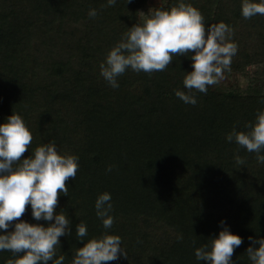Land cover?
<instances>
[{"label":"trees","instance_id":"obj_1","mask_svg":"<svg viewBox=\"0 0 264 264\" xmlns=\"http://www.w3.org/2000/svg\"><path fill=\"white\" fill-rule=\"evenodd\" d=\"M188 2L201 11L206 27L222 21L232 28L238 52L225 75L264 64V15L245 19L241 0ZM105 4L0 0V123L13 112L23 117L33 134L24 157L49 141L60 153L79 156L76 179L66 181L68 195H59L56 206L72 228L60 237L57 257L71 264L78 247L106 231L95 201L109 192L114 224L107 231L121 236L128 256L105 264H208L196 259L195 249L218 236L222 220L243 238L232 259L252 264L248 238L264 237V165L226 137L233 127L247 131L264 110V92L218 81L207 93L193 90L195 105L185 103L175 91L188 92V56L151 74L128 69L118 77L119 87H111L100 64L128 27L142 23L141 10L150 3ZM92 8L95 18L88 14ZM237 154L244 166L236 163ZM19 219L47 223L33 219L30 205ZM81 221L88 228L85 241L76 237ZM8 259L16 256L0 251V264Z\"/></svg>","mask_w":264,"mask_h":264},{"label":"clouds","instance_id":"obj_2","mask_svg":"<svg viewBox=\"0 0 264 264\" xmlns=\"http://www.w3.org/2000/svg\"><path fill=\"white\" fill-rule=\"evenodd\" d=\"M116 3L117 0H106L103 7ZM88 14L95 18L98 11L92 8ZM241 15L245 19L264 15V0H241ZM237 52L233 30L227 23L221 21L206 27L197 7L188 0H175L171 7L150 10L142 23L128 27L101 62L100 75L111 87L118 88V77L128 69L151 74L164 71L174 57L188 56L192 71H185L183 80L188 92L176 90L175 95L195 105L193 90L207 93L208 86L218 83L223 72L230 70ZM245 127L247 131L233 127L226 139L255 152L257 162L264 165V110H258L255 121ZM32 140L33 134L19 113L13 112L0 123V251H11L16 256L6 264H64L65 256L57 257V245L61 243L60 237L71 235L72 228L70 217L57 212L56 206L59 195H68L66 181L76 179L79 156L60 153L55 141H49L24 157ZM235 160L245 165L238 154ZM107 170L111 171V167ZM111 199V194L104 192L95 201L96 215L105 232L85 241L87 225L83 221L76 225V237L85 243L76 249L71 264H105L128 256L121 236L107 231L114 224ZM28 205L34 220L47 223L19 219ZM220 224L218 236L195 249L196 259L208 264H236L232 257L243 238L232 232L225 221ZM177 239L183 240V234ZM248 239L249 260L252 264H264V237Z\"/></svg>","mask_w":264,"mask_h":264},{"label":"rangeland","instance_id":"obj_3","mask_svg":"<svg viewBox=\"0 0 264 264\" xmlns=\"http://www.w3.org/2000/svg\"><path fill=\"white\" fill-rule=\"evenodd\" d=\"M166 0H149L150 6L146 9H142L140 13L141 21L143 22L147 13L153 10V6L161 4ZM219 81L224 85L239 86L243 92L250 94H260L264 92V64L253 66L249 68V71L240 75L228 76L223 73Z\"/></svg>","mask_w":264,"mask_h":264}]
</instances>
